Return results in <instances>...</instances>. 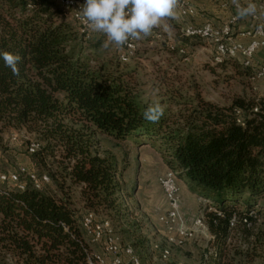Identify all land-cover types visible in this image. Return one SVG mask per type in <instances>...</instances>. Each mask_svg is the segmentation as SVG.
Segmentation results:
<instances>
[{"label":"trees","instance_id":"16d2710c","mask_svg":"<svg viewBox=\"0 0 264 264\" xmlns=\"http://www.w3.org/2000/svg\"><path fill=\"white\" fill-rule=\"evenodd\" d=\"M63 16L51 0H0V51L21 58L19 76L0 59V130L37 131L47 145L28 154L39 165L46 166L51 143L63 146L71 162L61 171L63 181L51 173L56 187L63 190L67 178L79 184L85 208L109 219L124 217L123 187L118 162L99 152L94 133L161 139L167 165L214 206L205 218L213 235L210 264H221L230 231L251 226L264 213V96L223 107L198 97L188 113L175 117L167 107L158 122H149L143 113L151 104L132 71L118 63L93 66ZM244 72L254 76L253 67ZM236 108L244 124L237 122ZM76 214L68 195L30 184L0 188V264L11 258L16 264H87Z\"/></svg>","mask_w":264,"mask_h":264},{"label":"rangeland","instance_id":"374dc122","mask_svg":"<svg viewBox=\"0 0 264 264\" xmlns=\"http://www.w3.org/2000/svg\"><path fill=\"white\" fill-rule=\"evenodd\" d=\"M66 21L74 23L63 16ZM172 22V20H171ZM176 23V22H175ZM178 23L175 31L165 32L154 29L152 35L136 40L138 48L127 63L119 61L115 46L104 48L106 36L94 33L89 40L82 42V53L88 55L93 66L119 64L122 69L132 71V81L144 101L154 105L159 103L179 117L197 104L198 97L210 100L223 107L230 106L237 98L264 96V79H252L245 74L240 60H229L216 64L213 60V47L201 39L183 37ZM77 43V42H76ZM97 45V46H94ZM183 50L180 52L179 50ZM76 50H80L79 47ZM1 127V126H0ZM0 133V172L19 170L26 166L29 170L50 175L51 182L44 190L59 197L68 195L77 218L86 210L82 198V188L67 178L63 190L57 188L53 173L58 181H63L61 171L70 166L63 146L51 143L52 150L44 153L46 166L39 165L27 152L31 141H42L37 131L21 128L2 127ZM13 133L17 139L13 141ZM93 140L101 154H111L118 162V181L123 187L120 193L123 218H111L113 227L124 244L134 247L144 264H210L214 248L210 240L203 236L189 241L182 247H171L167 259L161 255L165 245V229L159 216L167 209V200L158 182V177L170 168L165 161V147L159 138L129 136L123 140L95 132ZM182 188L193 196L187 217L192 219L213 211V204L201 197L187 182L180 178ZM2 186V185H1ZM264 200L262 201V203ZM108 218L105 212H96ZM159 248H156L155 245ZM226 257L221 264H262L264 258V213L251 226L238 225L227 238ZM11 264L14 259L11 258Z\"/></svg>","mask_w":264,"mask_h":264},{"label":"built area","instance_id":"2783aa9c","mask_svg":"<svg viewBox=\"0 0 264 264\" xmlns=\"http://www.w3.org/2000/svg\"><path fill=\"white\" fill-rule=\"evenodd\" d=\"M63 11V15L70 19L84 40H89L95 32L87 29L79 15V6L85 0H51ZM222 11L229 12L227 21L221 25L206 19L204 22L194 21V17L201 14L200 9L189 0H180L177 8L180 19L179 32L185 38L201 39L213 47V60L216 64H223L229 60H240L244 67H253L252 79H264V60H257V53L264 49V0H256L257 10L250 15L251 25L244 29L238 28V5L242 7V0L234 3L233 0H208ZM33 8L32 4L28 5ZM249 37L247 42L240 38ZM119 52V61L127 63L134 56L138 44L136 40L129 41ZM183 52V50H179ZM255 111L258 107L254 108ZM236 120L244 124L240 109H235ZM13 141L17 139L13 133ZM41 147L39 141H31L27 145L29 154H35ZM51 182L50 175L29 170L22 166L19 170L0 172V188L24 190L29 184L43 190ZM158 182L167 200V209L159 216V221L165 229V245L161 255L167 259L171 254V247H182L189 241H195L203 236L208 240L213 238L206 219L196 215L189 219L183 207L181 185L178 175L172 169H167L158 177ZM2 185V186H1ZM78 224L82 232V246L87 264H144L134 247L124 244L116 233L110 219L100 217L94 210L86 209L78 217ZM235 224V218L232 219ZM249 225V224H248ZM159 248L158 245H155ZM264 264V258L262 261Z\"/></svg>","mask_w":264,"mask_h":264},{"label":"clouds","instance_id":"9594fccd","mask_svg":"<svg viewBox=\"0 0 264 264\" xmlns=\"http://www.w3.org/2000/svg\"><path fill=\"white\" fill-rule=\"evenodd\" d=\"M237 3L238 0H233ZM180 0H85L79 6V15L87 29L106 36L103 47L117 49L130 46V40H141L152 35L154 29L172 31L169 20L178 19L177 8ZM257 6L249 2L247 7H239L238 15H254ZM0 59L10 68L14 76H19L20 56L0 51ZM159 103L150 105L143 113L144 119L156 123L164 114Z\"/></svg>","mask_w":264,"mask_h":264},{"label":"crops","instance_id":"0c3cea01","mask_svg":"<svg viewBox=\"0 0 264 264\" xmlns=\"http://www.w3.org/2000/svg\"><path fill=\"white\" fill-rule=\"evenodd\" d=\"M189 1L194 3L201 11L200 15L194 17L193 19L194 21L204 22L206 19H209L219 25L227 21L229 12L220 10L217 6L210 3L208 0H189ZM249 2H252L256 5V0H242V7H247ZM238 17H239V22H238L239 29H244L251 25L250 15H247L244 17H240L238 15ZM175 22L178 23L177 26H179L181 21L180 19H173L172 22L171 20L168 21V23H170L172 26L173 24L176 25ZM158 30H162V29L158 28ZM172 31H175V26L172 27ZM240 39L242 42H247L249 40V37H242ZM256 59L264 60V49L260 50L257 53ZM182 189L183 191H181V194H182V200H183V207L184 205H185V208L187 206L186 208V211H187L188 207L192 206L191 202L193 201V196L189 194V191H186L187 189L185 188H182Z\"/></svg>","mask_w":264,"mask_h":264}]
</instances>
